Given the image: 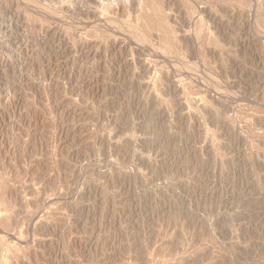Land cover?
Wrapping results in <instances>:
<instances>
[{"label":"rangeland","instance_id":"1","mask_svg":"<svg viewBox=\"0 0 264 264\" xmlns=\"http://www.w3.org/2000/svg\"><path fill=\"white\" fill-rule=\"evenodd\" d=\"M0 264H264V0H0Z\"/></svg>","mask_w":264,"mask_h":264}]
</instances>
